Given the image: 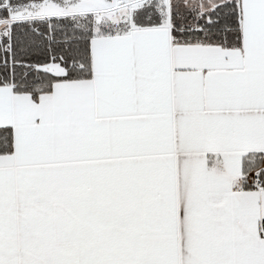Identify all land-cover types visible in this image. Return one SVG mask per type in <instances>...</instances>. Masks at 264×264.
<instances>
[{
	"label": "snow or ice",
	"instance_id": "obj_1",
	"mask_svg": "<svg viewBox=\"0 0 264 264\" xmlns=\"http://www.w3.org/2000/svg\"><path fill=\"white\" fill-rule=\"evenodd\" d=\"M0 264H264V0H0Z\"/></svg>",
	"mask_w": 264,
	"mask_h": 264
}]
</instances>
